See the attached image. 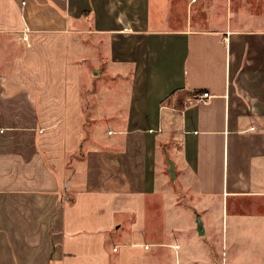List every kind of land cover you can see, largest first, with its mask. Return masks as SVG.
<instances>
[{"label":"crops","instance_id":"crops-1","mask_svg":"<svg viewBox=\"0 0 264 264\" xmlns=\"http://www.w3.org/2000/svg\"><path fill=\"white\" fill-rule=\"evenodd\" d=\"M182 2L161 27L150 0H0V264L157 263L163 124L195 202L264 196V0Z\"/></svg>","mask_w":264,"mask_h":264},{"label":"rangeland","instance_id":"rangeland-1","mask_svg":"<svg viewBox=\"0 0 264 264\" xmlns=\"http://www.w3.org/2000/svg\"><path fill=\"white\" fill-rule=\"evenodd\" d=\"M184 7L185 3L182 0H173V6L169 0L160 1L159 4L156 0H150L148 12L150 24L163 27L167 18L175 15L184 22L186 15ZM83 68L82 115L86 120V124H83L85 137L88 128L87 104L93 94L88 90L85 91L91 83L87 68ZM94 83L98 86L103 84L99 79ZM109 94L113 96L114 93ZM103 96L104 93H101L100 98ZM166 115L162 113L160 116L162 123L167 120ZM112 118L115 119V117ZM177 121L176 130L179 134V117ZM125 125V123L114 121L95 123V126L103 131L105 141L109 136L106 135L107 129ZM162 127L160 136L163 137L158 140L153 161L151 159L156 186L151 198L147 199L150 218L146 220L145 229L148 232L146 241L162 243L168 247L159 246L157 252L153 254L159 259L155 264H264V196L259 195L253 198L246 196L238 199L229 196L223 202L221 197L219 200L208 203L195 202L198 198L192 193L198 188L193 174L186 165L181 164L173 147L175 139L171 138V129H168L166 124ZM171 127L174 128V126ZM89 142L91 141L86 140L85 143ZM103 144L105 142H102ZM168 152L178 159L175 170L179 171L174 179H169L167 158L173 160V156H170ZM182 171L184 174L179 173ZM154 196L159 197L152 201ZM196 217L202 221L203 235L197 233ZM117 222L121 223L119 219ZM124 237L122 235L123 239L119 241L125 240ZM116 242L117 240L114 239V243ZM169 244L173 245L174 249L169 247Z\"/></svg>","mask_w":264,"mask_h":264},{"label":"water","instance_id":"water-1","mask_svg":"<svg viewBox=\"0 0 264 264\" xmlns=\"http://www.w3.org/2000/svg\"><path fill=\"white\" fill-rule=\"evenodd\" d=\"M168 172H169V177L171 179H174L175 178V170H174V163L171 159H168ZM195 223H196V229H197V233L199 235H203L204 234V227H203V224H202V221L199 219V217H196L195 219Z\"/></svg>","mask_w":264,"mask_h":264},{"label":"built area","instance_id":"built-area-1","mask_svg":"<svg viewBox=\"0 0 264 264\" xmlns=\"http://www.w3.org/2000/svg\"><path fill=\"white\" fill-rule=\"evenodd\" d=\"M23 3V2H22ZM210 97V94L206 91H202V92H196L194 94H192L191 99L193 101H201L204 102L206 101L208 98Z\"/></svg>","mask_w":264,"mask_h":264}]
</instances>
